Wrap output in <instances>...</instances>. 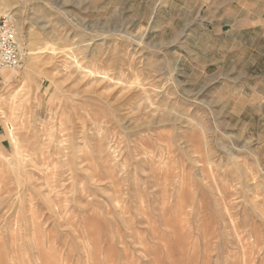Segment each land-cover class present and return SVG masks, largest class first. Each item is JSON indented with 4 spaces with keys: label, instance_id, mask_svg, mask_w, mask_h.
<instances>
[{
    "label": "rangeland",
    "instance_id": "374dc122",
    "mask_svg": "<svg viewBox=\"0 0 264 264\" xmlns=\"http://www.w3.org/2000/svg\"><path fill=\"white\" fill-rule=\"evenodd\" d=\"M0 13V264H264V0Z\"/></svg>",
    "mask_w": 264,
    "mask_h": 264
},
{
    "label": "built area",
    "instance_id": "2783aa9c",
    "mask_svg": "<svg viewBox=\"0 0 264 264\" xmlns=\"http://www.w3.org/2000/svg\"><path fill=\"white\" fill-rule=\"evenodd\" d=\"M21 63L18 25L9 14L0 13V71L16 69Z\"/></svg>",
    "mask_w": 264,
    "mask_h": 264
},
{
    "label": "bare ground",
    "instance_id": "6f19581e",
    "mask_svg": "<svg viewBox=\"0 0 264 264\" xmlns=\"http://www.w3.org/2000/svg\"><path fill=\"white\" fill-rule=\"evenodd\" d=\"M20 46H21V49H22L21 42H20ZM7 76H8V75H7L6 69L0 71V77H2V79L5 78V77H7ZM2 79H1V80H2ZM11 127H12V126H11ZM11 129H12V128H11Z\"/></svg>",
    "mask_w": 264,
    "mask_h": 264
}]
</instances>
